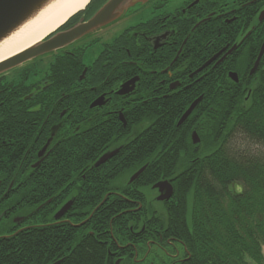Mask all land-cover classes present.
<instances>
[{
	"label": "flooded vegetation",
	"instance_id": "af4514ba",
	"mask_svg": "<svg viewBox=\"0 0 264 264\" xmlns=\"http://www.w3.org/2000/svg\"><path fill=\"white\" fill-rule=\"evenodd\" d=\"M108 1L90 0L31 46L63 32L65 43L0 64V237L65 224V251L88 235L113 264H190L184 240L165 232L173 186L163 200L153 186L170 179L141 174L150 159L175 156L169 144L195 146L209 133L221 107L214 91L224 94L213 80L258 79L264 52L250 71L264 41V0H132L100 18ZM155 128L161 144L151 157L126 161ZM77 149L91 161L70 167ZM194 149L178 156L198 158Z\"/></svg>",
	"mask_w": 264,
	"mask_h": 264
},
{
	"label": "trees",
	"instance_id": "16d2710c",
	"mask_svg": "<svg viewBox=\"0 0 264 264\" xmlns=\"http://www.w3.org/2000/svg\"><path fill=\"white\" fill-rule=\"evenodd\" d=\"M261 66L258 79L243 85L242 80L238 85L213 80V86L221 84L224 94L214 91L213 103L221 107L211 113L209 133L195 144L198 158L178 156L195 151L194 144L182 138L168 146L174 157L150 159L141 174H147L149 183L170 179L173 194L164 206L165 232L184 240L191 252L190 264H264V58ZM161 130L141 133L126 161L130 159L136 167L151 157L161 144ZM237 135L256 145L259 152L233 150L231 143ZM77 150L69 153L70 167L91 161ZM176 169L181 172L172 173ZM69 243L65 251V224L28 227L0 237V264L57 260V264H113L105 244L88 235L76 241L70 238Z\"/></svg>",
	"mask_w": 264,
	"mask_h": 264
},
{
	"label": "water",
	"instance_id": "95a60500",
	"mask_svg": "<svg viewBox=\"0 0 264 264\" xmlns=\"http://www.w3.org/2000/svg\"><path fill=\"white\" fill-rule=\"evenodd\" d=\"M53 0H0V43L7 39L9 36H11L14 32H16L20 27H22L25 23L33 19L35 16L39 14L40 11H42L45 7H47ZM132 0H109L99 11V16L102 18L103 16L107 15L108 13H113L116 11H119V7L121 6H127ZM124 8V7H122ZM121 10V9H120ZM97 16V17H99ZM65 23V22H64ZM62 23L61 25H63ZM61 25H59L57 28H59ZM56 28V29H57ZM55 29V30H56ZM54 30V31H55ZM52 31V32H54ZM51 32V33H52ZM50 34V33H49ZM65 43V32L60 33L59 35H56L52 38H50L48 41L44 42L41 46H37L35 48H32V46L22 50L19 52V54H16L14 56H11L10 58L0 62V64L3 63H10L12 59L19 57L20 55L24 56H32L35 54H38L40 52L49 50L51 48H54L58 46L59 44ZM32 51V52H30ZM264 52V41L261 46L259 56L256 59L252 69L251 73L256 68L260 55ZM23 57V56H22ZM14 64V63H11ZM233 79L236 81V77L233 76ZM200 100V97L195 99L189 107L185 110V112L182 114L181 118L179 119V123H181L188 114L193 110V108L196 106L198 101ZM199 138L195 132L192 133V141L193 143L198 142ZM111 156V153L105 154L101 156L95 163L94 166H98L101 163H103L107 158ZM145 165L141 166L133 175V178L138 176V174L144 169ZM154 187H157L160 194L158 198L160 200L168 199L172 194V185L167 180H162L153 185ZM67 205H63L54 215L55 218L60 217L66 210ZM59 260L50 263V264H57Z\"/></svg>",
	"mask_w": 264,
	"mask_h": 264
},
{
	"label": "bare ground",
	"instance_id": "6f19581e",
	"mask_svg": "<svg viewBox=\"0 0 264 264\" xmlns=\"http://www.w3.org/2000/svg\"><path fill=\"white\" fill-rule=\"evenodd\" d=\"M89 0H53L37 16L0 43V61L40 41Z\"/></svg>",
	"mask_w": 264,
	"mask_h": 264
},
{
	"label": "rangeland",
	"instance_id": "374dc122",
	"mask_svg": "<svg viewBox=\"0 0 264 264\" xmlns=\"http://www.w3.org/2000/svg\"><path fill=\"white\" fill-rule=\"evenodd\" d=\"M232 149L235 151H242L246 153H258L259 151L257 150V146L254 145L253 143L247 141V139L243 136L237 135L233 140H232ZM232 188V187H231ZM262 255L264 257V246L262 247Z\"/></svg>",
	"mask_w": 264,
	"mask_h": 264
}]
</instances>
